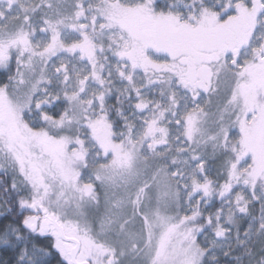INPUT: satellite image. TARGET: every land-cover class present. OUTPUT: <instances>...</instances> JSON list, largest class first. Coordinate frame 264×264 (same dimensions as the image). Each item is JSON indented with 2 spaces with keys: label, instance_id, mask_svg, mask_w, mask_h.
<instances>
[{
  "label": "snow or ice",
  "instance_id": "snow-or-ice-1",
  "mask_svg": "<svg viewBox=\"0 0 264 264\" xmlns=\"http://www.w3.org/2000/svg\"><path fill=\"white\" fill-rule=\"evenodd\" d=\"M0 264H264V0H0Z\"/></svg>",
  "mask_w": 264,
  "mask_h": 264
}]
</instances>
